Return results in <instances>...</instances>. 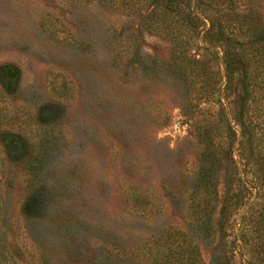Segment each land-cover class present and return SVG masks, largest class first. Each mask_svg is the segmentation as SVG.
<instances>
[{
    "label": "rangeland",
    "instance_id": "rangeland-1",
    "mask_svg": "<svg viewBox=\"0 0 264 264\" xmlns=\"http://www.w3.org/2000/svg\"><path fill=\"white\" fill-rule=\"evenodd\" d=\"M232 6L264 26V0ZM144 17L107 0H0V264H163L169 232L202 264L248 262H229L248 224L232 206L252 203L227 191L236 155L216 169L210 236L188 224L203 146L172 46Z\"/></svg>",
    "mask_w": 264,
    "mask_h": 264
},
{
    "label": "trees",
    "instance_id": "trees-1",
    "mask_svg": "<svg viewBox=\"0 0 264 264\" xmlns=\"http://www.w3.org/2000/svg\"><path fill=\"white\" fill-rule=\"evenodd\" d=\"M107 1L126 16L145 13L146 31L172 46L171 67L184 86L188 108L196 114L194 129L203 146L196 181L187 195L192 232L202 239L212 233L216 169L224 159L234 163L236 155L239 179L236 184L228 182L227 191L232 192L229 184L235 185L231 202L252 203L243 213L238 210L245 206H232L233 215L239 213L243 224H248L243 228L235 223L247 240H238L239 252L230 248L229 262L238 253L247 258L246 264H264V207L256 210L258 196L264 192L263 24L249 14L238 13L232 0ZM218 116L223 124L217 123ZM221 216L223 231L229 221L226 206ZM176 233L166 235L169 247L163 264H202L192 238Z\"/></svg>",
    "mask_w": 264,
    "mask_h": 264
}]
</instances>
